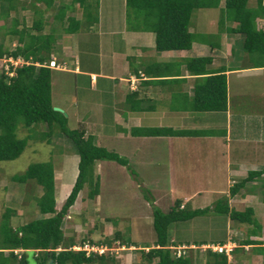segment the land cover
Returning <instances> with one entry per match:
<instances>
[{"label":"rangeland","instance_id":"rangeland-1","mask_svg":"<svg viewBox=\"0 0 264 264\" xmlns=\"http://www.w3.org/2000/svg\"><path fill=\"white\" fill-rule=\"evenodd\" d=\"M25 1L23 0L21 2ZM96 1L99 7L97 10L99 15L97 16L100 18L102 31L105 30V32H108L109 30H114V32H118L120 28H123V30L130 32L134 31L130 30L131 25H136V23L139 24L138 21L135 20L132 11L126 9L122 0ZM68 3L69 0H53L50 8L45 13L46 19L47 17L49 18V15H53L61 4L66 7L67 14L71 13L76 18H80V10L76 7L73 9L74 11L71 12L72 9L69 8ZM254 5L255 0L247 1V7H254ZM36 6L40 9L44 7L42 3H38ZM5 9L6 3L0 1V12H4ZM10 14H13V12L10 11ZM20 14H23V16H19L23 18L24 25L27 24L29 27L34 17L31 9H25L21 11ZM2 18L3 17L0 15V20H2ZM48 21L50 20L48 19ZM191 22L189 30L194 32V38L204 41L207 44H217V48L215 47V49L222 48L223 43L221 42L225 37L227 39L226 41L232 43L233 46L230 53L233 58L228 61L231 67H250L253 65L250 60L253 55L250 56V54L241 48V36L236 33L229 34L230 32L226 31V28L230 26L233 27L234 23L227 19L224 12L222 13L218 8L197 9L191 15ZM219 23L221 24L219 25ZM48 28V25H46L43 31L47 32ZM0 30H2L1 27ZM99 31L98 26L95 24L92 28L91 36L94 38ZM76 35L81 34L79 32ZM58 36L59 35H57V38H59ZM109 37L111 38V43H104L107 45L103 50V65L105 68L107 67L108 70L111 68L113 72H116L119 69V60L122 52L120 50H122V47L119 42L120 38L116 33ZM204 42H201V45L205 46ZM87 45L89 46L88 52H95V46L92 45L93 48H90L91 44ZM75 49V45L72 41L69 50L64 54L68 56L71 54L73 56V54L75 55L76 53ZM111 51H113L112 53L115 55L114 59L116 60V66L115 62L109 58L110 55L108 54H110ZM56 53L57 51L51 52L56 62L58 61L56 59H63L64 54L60 55ZM80 53H82L83 57L86 55L84 51H80ZM90 57L92 56L90 55ZM71 58L72 57H70V59ZM233 59H235L234 63L231 64L230 62H233ZM148 60L149 59H146V61ZM129 62L134 63V59L130 58ZM65 66V70H67L68 64L66 61ZM114 66L116 68H114ZM65 70L52 69L50 71V98L54 104H52V107H57L61 110L59 112L66 117L67 126L71 129L84 128L86 131L85 134L90 132L94 134L96 129L98 131V126L100 130L102 127H105L104 130H107V134H100L98 136V138L101 137L100 140H93V143L107 150H112L115 153H117L116 151L121 152L118 153V155L126 159L129 169L133 170L134 173L133 175L130 174L129 169H126L125 166L119 165L112 160H96L94 163V174L98 175V194L92 199H88L86 197L88 187L85 185L82 187L62 220L61 229L63 235L65 237L71 236L76 242L90 239L93 240V242H87L88 245L93 244L94 246L105 247L103 252L107 255H112L115 260L112 264H129L131 262L135 264L138 255L137 251L140 249L144 251L147 250L148 247H150L148 245H151L154 239L151 222L148 216L149 214H147L151 210L150 202L143 196L141 188H145L150 194V198L153 200V206L158 208L161 212H166L174 200L179 199L183 201L181 197L182 193L190 188L186 176L191 173H188L184 166V157L182 158L177 153H174L172 161V156L168 157L165 145L162 143L158 144L152 141L132 138L130 140L131 143L127 140V142L124 141L122 145L118 146L117 144H121V140H117L118 137L116 134H113L118 132L119 126L113 122V116L109 109L105 108V111H100L102 109L96 108L97 101H101L99 86H97L96 91H91V88H88L87 80L81 79L78 85L82 86V88L75 91L73 86V75ZM262 72L260 76H251L248 75V73L246 74L247 76L245 74H242V76L230 74L228 76L229 108L234 118L231 126L234 131H245L247 135V141L239 142V145L233 140L230 142L229 159H232L235 153L236 155L234 157L237 158L238 153L240 156L239 159L243 164H245V162L251 163L254 160H256L259 165L264 164V71ZM163 99L164 98H161L159 101L153 99L155 103L154 110L152 112H146V114L141 117L142 124L147 126H166L172 123L171 119L175 118L166 116L164 111L167 112L168 106L166 105L167 101ZM107 100L111 102L109 98ZM111 103H115V100ZM118 105L119 102L116 105H110V108L115 112L120 111L121 107ZM158 119H160L161 122H158ZM46 129L44 123L35 124L31 132L32 136L26 141L22 152L15 159L0 161V216L3 214L5 208L10 209L8 221L11 227H15L31 219L39 218L41 214L38 212L34 203V197L40 194V189L34 185L32 181L17 183L12 181L10 176L21 173L30 163L49 161L53 167L56 209L67 195L75 178L77 156L74 152L73 144L67 137L59 132L55 125L50 127V135L43 138L42 134L47 131ZM27 133L29 132L23 128L19 122L15 132L16 137L22 138ZM151 149L157 151V155H154V157L152 156L151 161L149 159L143 161L142 156L146 157L148 155L147 152L151 151ZM222 150L223 147L220 143L218 144L217 150H215L217 151L216 155L218 158L219 155H222ZM158 151H160V153ZM221 158L224 160L225 157L222 155ZM233 160L235 159L233 158ZM170 161L172 166H170L172 177L169 175L170 173L167 177L166 167L168 164L170 165ZM194 162V165L199 168V162ZM217 169L214 171L213 168H207L206 172L207 174L209 173L208 176H210L214 173H219ZM196 171L198 170L196 169ZM202 173L204 174L205 171L203 170ZM166 177L171 179L173 183H167ZM261 182H264V177L259 178L258 184ZM215 183L217 189H224L223 176L222 179L218 178ZM171 185H173V187ZM257 191L259 193L252 198V201L249 199V201L243 202L242 204L241 201L239 202L238 195L232 196L230 199L228 194L225 196L224 194H219V192H202L192 198L191 206H199V203H203V207H211L218 199L225 196L226 199H230V206L236 208L234 210L238 211L239 209L245 208L244 206L252 205L258 220L262 222L261 224L264 226V217L263 219L260 218L264 215V203L262 202L264 190L262 191L260 188L259 191L258 188ZM255 204H258V206L259 204L260 206L262 205V208L255 206ZM79 214L81 215L79 216ZM83 217L84 219H81ZM104 218H111L116 221V224ZM225 220L226 216L224 214L208 210L204 214L196 215L189 220L170 223L167 228V237H174V234H176L177 236L184 237L186 240L195 239L196 244L198 243L196 241L198 239L205 240L206 242L211 241L210 244H206L208 247L213 245L215 241L224 239L226 235ZM233 224L237 226V222L233 221ZM241 225L239 229L243 228L242 231L244 234L237 233L236 237L240 239L243 237H250L251 234L249 231L252 229V226L245 223H241ZM115 231L119 234L115 235ZM252 236L253 238L258 237L257 230ZM261 238L264 241V235H262ZM133 240H135L136 243L140 241V244L132 247L127 246L126 242ZM245 248L246 250H244L247 255H250L252 253L251 245H247ZM205 249L206 248H202V252ZM238 249L240 248H237V250ZM195 250L197 251V249ZM192 251L193 250L185 249V253L190 256L193 254ZM119 253L121 257L117 258L116 256ZM32 254L31 251L26 252L27 264H35ZM230 256H232V254L229 255L228 264H235L233 256L231 258ZM257 258L252 257L250 260L251 263H249L264 264V256L260 257V259ZM93 264L101 263L98 262V260H94Z\"/></svg>","mask_w":264,"mask_h":264},{"label":"trees","instance_id":"trees-1","mask_svg":"<svg viewBox=\"0 0 264 264\" xmlns=\"http://www.w3.org/2000/svg\"><path fill=\"white\" fill-rule=\"evenodd\" d=\"M6 3L2 17H7L10 11L14 12L11 27L7 32L16 38L19 45L12 50L0 47L2 55L12 58L30 59L31 63L22 64L13 68V74L7 76L0 63V161L15 159L25 147L26 141L32 136L33 126L44 123L47 128L42 134L43 138L50 135V127L55 125L59 132L67 137L73 144L77 156L75 165L76 174L73 183L56 209L54 198V174L49 161L28 164L25 169L10 179L17 183L32 181L40 189V194L34 197V203L41 217L31 219L25 223L11 227L8 221L10 209L5 208L0 216V264H27L26 252L31 251L35 264H93L98 260L101 264H112L115 260L112 255L104 252L100 255L90 252L85 255L83 250H74L71 247L81 245L93 240H80L76 242L71 236H64L61 229L62 220L68 208L73 204L78 192L85 185L88 187L86 197L92 199L98 194V175L94 174L96 160L106 159L125 166L129 169L126 159L120 157L112 150L95 145L93 137L85 134L84 129H71L67 126V119L60 112L52 109L50 98V71L47 65L53 51L54 34L61 30L65 34H77L87 29L97 21L96 0H69V8L73 12L76 7L80 10V18L66 14V7L60 5L48 21L50 30L40 33L46 21L43 12L47 11L53 0H30L33 19L30 26L17 28L16 0H0ZM126 9H130L139 24L131 25L130 30L151 31L154 35V50H186L194 38L190 31L191 15L197 9L218 8L225 13L233 27L226 31L241 36V48L253 55L250 59L252 67L264 65V30L256 26V19L264 17V4L262 0H255L254 7H247L248 0H123ZM42 3L43 9H37L36 4ZM21 9L25 7L20 5ZM202 15V14H201ZM200 15V16H201ZM221 23H219L220 25ZM209 48H217V44L209 43ZM57 62L64 60L56 59ZM211 58L209 56H196L184 59L185 70L196 75L192 85V95L185 109L191 111H224L226 107V84L223 69L213 73L206 72L205 66ZM32 62H37L38 65ZM156 65L142 68L146 76H164L165 68L158 69ZM157 66V67H156ZM137 71V68L131 67ZM146 81H161L149 78ZM130 97L129 95H127ZM127 97V101L129 100ZM21 123L27 133L22 138L16 137L17 124ZM133 136H185L197 134L193 130H172L169 127H133L130 129ZM133 175V170L129 169ZM264 172L261 170L249 171L247 176L233 183L228 189L232 196L236 191L251 179ZM136 176V175H135ZM264 190V188H263ZM143 196L150 202L151 227L154 234L152 246L147 250H138L135 264H192V255L184 253L174 256L169 248L172 244L167 237V228L170 223L189 220L196 215H202L208 210L224 214L230 220L251 225L249 233L254 234L259 225L253 218L251 207L237 211L228 207L226 197L218 199L211 207L190 209L181 205V200L176 199L166 212H161L152 205L150 194L141 188ZM264 193V192H263ZM264 203V194L262 195ZM81 219H84L81 218ZM111 223L116 221L106 218ZM119 234L115 231V235ZM78 243V244H77ZM218 244V243H215ZM223 244V243H222ZM240 244L251 245L255 254H264V246L255 239H244ZM220 245V244H219ZM200 249L199 247L186 250ZM234 248L231 249L232 253ZM196 251V250H195ZM196 251V252H197ZM202 250L200 249V252ZM203 252L210 254L212 259L208 264H227L226 256L222 252L205 249ZM190 254V253H189Z\"/></svg>","mask_w":264,"mask_h":264},{"label":"crops","instance_id":"crops-1","mask_svg":"<svg viewBox=\"0 0 264 264\" xmlns=\"http://www.w3.org/2000/svg\"><path fill=\"white\" fill-rule=\"evenodd\" d=\"M16 1L20 2V4L18 3V8L16 10L18 15L16 14L15 16V19H17L18 21L17 27L19 26L18 29H20L22 26L28 27L27 24L24 25V21L22 20L23 18H20L19 15L23 16V14L20 13L25 9H31L32 12V8L29 7L30 0H24L25 2H21L23 0ZM122 2L124 3L123 0ZM262 4H264V0H262ZM20 5L24 6L25 8L21 9ZM36 8L40 10V8H38L37 6ZM98 9L99 7L97 4L96 10ZM45 13L46 11L43 12L42 15L44 20L46 21V23L43 25V28L48 25L49 28L47 32H49L50 25L47 23V21L48 19L51 20L52 15H49V18L47 17L46 19ZM13 15L14 12L13 14H10L9 12L7 17H3L2 20H0V27L2 28V30H0V47L7 51L12 50L16 45H19V43L16 41V38L7 32V30H9L11 27L12 18L14 17ZM97 15H99L98 12ZM95 24L96 26H98V29L100 31L97 32L95 37L93 38L91 35L92 28ZM256 26L264 30V17H258L256 19ZM43 28L41 29L40 33H47L46 31H43ZM115 33L120 38L119 42L121 43L122 47V50L120 51L122 52L119 60V69L116 72H113L111 68L110 71L103 65V50L107 45H105L104 43H111V38L109 36L114 35ZM80 34L81 35L65 34L61 30H58L54 34V42L52 44L53 51H57L56 54L60 55L69 50L72 41L75 45V55L73 54L72 56L70 54L71 56H68L64 54L63 59H61L66 61L68 64V69L65 71L73 75L74 90L76 91L77 89L82 88V86L78 85V83L81 82V79L87 80L88 88H91V91H96L97 86H99V91L101 92V101H97L98 103L96 104V108L102 109L100 111H105V108L109 109L111 115L113 116V122L119 126L118 132L113 134H116V136L118 137L117 140H121V144H117L118 146L122 145L124 141L127 142L128 140V142L131 143L130 140L132 138H139V140L152 141L153 143H162L163 145H165L168 157L172 156V161L174 153H177L182 158L184 157V166L187 172L191 174L186 176L187 181H189L188 186L190 185V188H188L187 186L188 189L186 190V192L182 193L181 197L183 198V201L181 200V205H185L190 209L203 208V203H199V206H191L192 198L194 196L199 195L202 192H219V194H224L226 196L228 194L229 187L233 183L247 176V173L249 171L261 170L264 167V164L259 165L256 160L252 161L251 163L244 161L245 164H243L239 159L240 156L238 153L237 158L234 157L236 155V153L234 154V152L232 159H229L230 142L233 140L239 145V142L247 141V135L245 131H234L231 126L234 118L229 108L227 87L228 76L230 74L242 76V74L246 75L247 73L251 76H260L263 73L262 71H264V65L258 67H231L228 61L233 58L232 54L230 53L233 45L231 42L226 41V37L221 42L223 44L222 48L220 49L209 48V46H206L208 45L207 43L197 39L192 41L190 47L186 50L156 51L153 48L154 35L151 31L137 30L127 32V30H123V28H120L118 32H114V30L105 32V30H101L99 16H97V21L94 24L90 25L84 31L82 30ZM57 35H59V38H57ZM201 42H204L205 46L201 45ZM87 44H91L90 48H93V46H95V52H88L89 46ZM80 51H84L86 55L83 57ZM112 52L113 51H111L108 55H110V60L114 61L116 66V60L114 59L115 55ZM90 55L92 57H90ZM50 56H53V54H51ZM196 56H209L211 58L208 65L205 66L206 72L213 73L220 69L224 70L223 74L225 75L226 84V107L224 111H191L185 109L186 104L191 99L192 85L195 78L197 77L196 75H193L185 70L184 59ZM70 57L72 58L70 59ZM130 58L134 59V63L129 62ZM146 59L149 60L146 61ZM234 60L235 59H233V62L230 63H234ZM156 64H158V67L156 66L158 69L165 68V73H162L165 74L164 76L151 77L146 76V74L143 73L142 68L150 65L153 66ZM115 66L114 68H116ZM132 66L137 68L136 72L134 71L135 69L131 68ZM129 78L136 79L134 82V86L132 87L129 83ZM149 78H152L153 80L161 79V81H146L149 80ZM127 95H129L130 97H128ZM127 97L129 99L128 101ZM108 98L111 100V102L115 100V103L112 104L111 102H109L107 100ZM161 98H164L163 100L167 101V112L164 111L166 116H171L175 119H171L172 123H169L166 126H147L145 124H142L141 117L144 116L146 112H152L154 110L155 103L153 99H157L159 101V99ZM118 102V106H120L121 109L120 111L115 112L110 107L112 105H116ZM51 104H53L52 101ZM217 118L218 120L216 121ZM159 121L160 119H158V122ZM133 127H169L172 130H193L197 131L198 133L185 136H133L130 133V129ZM97 128L98 131L96 129V131H94V134H92V132L86 133L92 135L94 141L97 139L100 140L101 137L98 138V136L107 132V130H104L105 127H102L101 130L99 129V126ZM220 143L223 147L222 155L225 157L224 160L223 158H221L222 155H219L218 158V156L216 155L217 151H215L217 150L218 144ZM153 150L154 149L148 151V155L146 157L142 156L143 161H145V159H149L151 161L152 156L154 157V155H157V151ZM116 152L117 154L121 153L118 151ZM158 152L160 153V151ZM233 158L235 160H233ZM194 161L199 162V168L194 165ZM170 166L171 161L170 165L168 164L166 167L167 177L169 173V175L171 176ZM207 168H213L214 171L218 168L217 170L219 171V173L215 174L213 172L214 174L208 176L209 173L207 174L206 172ZM196 169L198 171H196ZM203 170L205 171L204 174L202 173ZM222 176L224 177L225 187L224 189H217V185H215V182L218 178L222 179ZM167 177L166 182L173 183L171 182V179ZM260 177H264V172H262L258 177H255L250 181L244 183V185L240 187L232 196L238 195L239 202L241 201V204L243 202L249 201V199H251L250 201H252V198L259 193L257 191L258 188L259 191L260 188L263 191L264 182L258 184ZM171 186L173 187V185ZM232 196H230V199L232 198ZM230 199H226L228 207L231 209H236L230 206ZM255 206L262 208V205L260 206V204L259 206L258 204H255ZM244 207H251L253 210L252 216L259 225V229H257L258 237L253 238V236H255L256 234L253 236L251 234L252 237H243L242 239L237 238V233L244 234V232L242 231L243 228L239 229L241 223L237 222L236 226L233 224V221L226 216V235L224 239L215 241V243L218 244L230 243L233 245L234 249L230 254H232L235 264H250V260L252 257L257 258L259 256H264L261 254H255L252 252V250V253L250 255H247V253L245 252V247L247 246V244H240L242 240L248 238L258 240L260 242L259 245L264 246V241L261 238V236L264 235V226L263 224H261L262 222L258 220V217L256 216L255 210L252 205H247ZM243 209L244 208H242L241 210ZM241 210L239 209L238 211ZM147 214H149L148 216L151 222V210ZM80 215L81 214H79V216ZM263 217L264 215H262L260 218L263 219ZM104 219L106 220V218ZM168 240L172 245H193L194 247L210 244L211 242H206L205 240L198 239L196 240L198 242L196 244L195 239L186 240L184 237L177 236L176 234H174V237H168ZM139 242L140 241H137L136 243V241L133 240L127 241L126 243L127 246L132 247L140 244ZM152 243L148 246H152ZM237 248L240 249L237 250ZM192 252V264H208V262L212 259V256L210 254H206L202 251L200 252V250H198L197 252L193 250ZM232 256H230V258ZM116 257L120 258V253ZM260 257L257 259H260ZM129 264L133 263L131 262ZM150 264H154V261Z\"/></svg>","mask_w":264,"mask_h":264},{"label":"built area","instance_id":"built-area-1","mask_svg":"<svg viewBox=\"0 0 264 264\" xmlns=\"http://www.w3.org/2000/svg\"><path fill=\"white\" fill-rule=\"evenodd\" d=\"M0 60H1V64H2V69L7 76H11L13 74V68L15 66L31 63L29 58L26 60H23L21 58H12L11 56H6V55H2L0 57ZM32 63L35 65H38L37 62H32ZM47 65L51 68L60 69V70H65V67H66L65 61L56 62L53 57L48 60ZM128 80H129V83L131 84V87L134 86V82L136 79L129 78ZM188 247L194 248V246H191V245L190 246L180 245V246L171 247L172 248V254L174 256H180L184 253V250ZM71 248L75 249V250L82 249V250H84L85 255L89 254L90 252L96 253V254H101V253H103V251L105 249V247L97 246V245H95V246L94 245H88L87 243L82 244L81 247L80 246H72ZM202 248L210 249L211 251H214V252H222L226 256L227 264H228L230 251L233 248V245L230 243H225V244H220V245L219 244H213V245H210L208 247H207V245L200 246V249H202Z\"/></svg>","mask_w":264,"mask_h":264},{"label":"clouds","instance_id":"clouds-1","mask_svg":"<svg viewBox=\"0 0 264 264\" xmlns=\"http://www.w3.org/2000/svg\"><path fill=\"white\" fill-rule=\"evenodd\" d=\"M50 58H52V56H50ZM54 58V57H53ZM55 59V58H54ZM84 243H87V242H84ZM83 243V244H84ZM93 245V244H92ZM74 246H82V245H74ZM174 246H180V245H171V246H169V248H170V250H171V252H172V248L171 247H174ZM185 246V245H184ZM188 248H190V247H188ZM187 249V248H186ZM75 250V249H74ZM77 250H82V249H77ZM84 251V250H83ZM185 251V250H184ZM95 254V253H94ZM97 255H100V254H97Z\"/></svg>","mask_w":264,"mask_h":264},{"label":"water","instance_id":"water-1","mask_svg":"<svg viewBox=\"0 0 264 264\" xmlns=\"http://www.w3.org/2000/svg\"><path fill=\"white\" fill-rule=\"evenodd\" d=\"M52 109L55 110V111H58V112L61 111V110H60L59 108H57V107H52Z\"/></svg>","mask_w":264,"mask_h":264}]
</instances>
